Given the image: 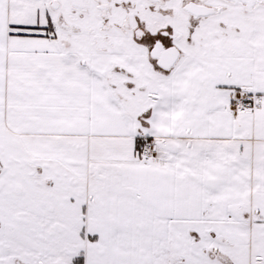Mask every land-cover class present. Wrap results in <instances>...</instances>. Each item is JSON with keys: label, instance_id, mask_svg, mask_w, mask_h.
<instances>
[{"label": "snow or ice", "instance_id": "6c2138e0", "mask_svg": "<svg viewBox=\"0 0 264 264\" xmlns=\"http://www.w3.org/2000/svg\"><path fill=\"white\" fill-rule=\"evenodd\" d=\"M0 264H264V0H0Z\"/></svg>", "mask_w": 264, "mask_h": 264}]
</instances>
